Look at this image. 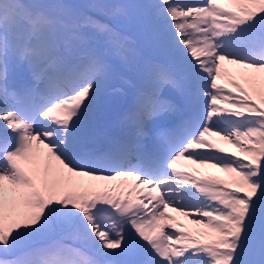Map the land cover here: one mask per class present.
I'll return each mask as SVG.
<instances>
[{"label":"snow or ice","instance_id":"snow-or-ice-1","mask_svg":"<svg viewBox=\"0 0 264 264\" xmlns=\"http://www.w3.org/2000/svg\"><path fill=\"white\" fill-rule=\"evenodd\" d=\"M133 24L158 55L108 137ZM0 264H264V0H0Z\"/></svg>","mask_w":264,"mask_h":264},{"label":"rangeland","instance_id":"rangeland-1","mask_svg":"<svg viewBox=\"0 0 264 264\" xmlns=\"http://www.w3.org/2000/svg\"><path fill=\"white\" fill-rule=\"evenodd\" d=\"M133 25H129V27H132ZM139 28L141 29V31H140L141 33L145 31L141 26H139ZM218 175L223 176L224 174L223 173H218Z\"/></svg>","mask_w":264,"mask_h":264}]
</instances>
